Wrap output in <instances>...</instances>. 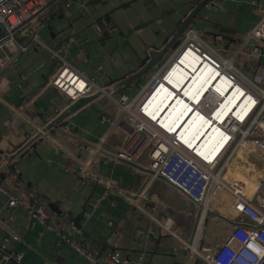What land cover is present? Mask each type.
<instances>
[{
	"label": "crops",
	"instance_id": "0c3cea01",
	"mask_svg": "<svg viewBox=\"0 0 264 264\" xmlns=\"http://www.w3.org/2000/svg\"><path fill=\"white\" fill-rule=\"evenodd\" d=\"M88 1L50 0L41 26L19 40L26 52L0 79V184L21 199L18 207L8 209L6 198L0 194V264H4V254L18 253L22 254L21 261L9 264H93L67 244L55 248L53 233L28 216L32 206L62 229L80 219V233L76 235L79 243L94 254L116 255L115 260L106 258L104 264L123 260L129 264H208L201 258L190 259L183 247L194 218L191 201L164 180L109 156H115L121 148L116 135L105 138L112 117L119 112L116 104L102 105L101 98L96 102L100 110L91 104L85 106L64 120L63 135L50 130L11 162L6 161L68 106L63 95L46 85L48 74L59 60L104 88L143 66L157 47L169 45L158 62L139 77L143 86L184 43L188 30L204 41L210 53L233 57L244 35L258 23L264 0H215L176 38L178 23L187 11V7H178L185 0H165L159 6L155 5L160 0L152 1L146 5L150 14L141 1L118 10L115 9L133 0H93L92 6L84 7ZM107 12H111L105 17L109 24L105 23L103 31H109L110 37L104 38L96 21ZM134 27L139 28L123 41L118 33L125 35ZM254 46L248 44L234 64L243 57L239 63L249 73L264 75V52L257 55ZM200 61L198 56L175 67L183 71L189 63ZM160 62L163 64L157 68ZM199 64L200 67L202 63ZM202 70L204 74L208 72L206 68ZM166 80L174 83L173 77ZM130 84L119 88L117 94L133 97L137 88L134 82ZM91 154H95V160L90 168L116 190L131 195L135 204L116 191L103 196L105 185L81 174L80 163ZM241 157L240 152L238 158ZM141 159L138 166L148 170L146 157ZM248 166L237 163L226 170L224 179H240L251 193L262 172ZM224 194L216 192L214 203L224 205L228 200ZM227 232V225L210 217L200 240L218 245ZM11 234H16L19 241H14ZM140 255L143 258L139 260Z\"/></svg>",
	"mask_w": 264,
	"mask_h": 264
},
{
	"label": "built area",
	"instance_id": "2783aa9c",
	"mask_svg": "<svg viewBox=\"0 0 264 264\" xmlns=\"http://www.w3.org/2000/svg\"><path fill=\"white\" fill-rule=\"evenodd\" d=\"M49 1L0 0V79L26 52L19 40L41 26L50 8ZM96 28L101 32L99 27ZM250 43L255 45L257 55L263 54L264 10L260 11L258 23L244 35L241 46L231 58L210 53L204 41L188 30L170 68L167 62L164 63L145 85L135 86L137 92L131 98L117 94L119 88L114 84L97 87L81 71L62 60L54 65L47 77L46 85L55 88L69 104L97 92L102 93L99 99L116 104L119 112L111 119L105 136L114 134L119 138L121 148L115 156L136 165L141 156L146 157L153 178L162 177L191 201L194 218L183 247L190 259L201 258L208 264H264V87L256 85H264V75L256 71V81H250L234 65L235 58ZM185 47L187 49L182 53ZM188 49L200 56L203 63L189 81L188 78L182 81V75L175 74V85H172L166 79H170L174 66ZM204 64L209 68L208 72L193 81ZM184 72L190 74L191 71L184 69ZM207 137L210 139L204 143ZM240 152L242 157L238 158ZM252 159L259 160L261 170L258 173H262L255 180L251 193L246 191V184L240 179L230 182L224 179V173L230 167L237 163L249 167L253 165ZM94 160L95 154H91L80 163L81 174L96 184L105 185L103 196L116 191L130 204L135 201L131 195L102 180L90 168ZM216 192L227 195V207L233 214L231 218L213 209L215 204L221 207L220 202L213 201ZM0 194L6 198L8 209L21 204L20 197L2 184ZM27 213L53 233L55 248L67 244L93 264H104L106 258L115 260L116 255L111 252L98 255L86 250L78 241L76 235L80 231L74 223L70 222L62 229L34 206ZM210 217L219 218L228 226L227 234L218 245L200 240ZM11 237L19 241L16 234ZM142 258L143 255L138 257L139 260ZM21 259V253L3 256L4 264L19 263ZM119 264L129 262L123 260Z\"/></svg>",
	"mask_w": 264,
	"mask_h": 264
},
{
	"label": "water",
	"instance_id": "95a60500",
	"mask_svg": "<svg viewBox=\"0 0 264 264\" xmlns=\"http://www.w3.org/2000/svg\"><path fill=\"white\" fill-rule=\"evenodd\" d=\"M141 1L143 4V8L145 9V11L147 13L150 14V10L146 7L147 3H151L152 1H158V0H133L131 2L125 3L120 5L118 8H116L115 10L118 9H124L127 7H131V4L134 2H139ZM165 0H160L158 2H156L155 6H159L161 3H163ZM215 0H185L181 6H179L178 8L181 9L183 7H187V11L184 15V18L178 23V29H177V34L174 35V37L176 38L178 36V34H180L181 32H183V30L195 19H199V15L200 13L208 8H211L213 6V2ZM72 2H76V0H73ZM93 0L88 1V3H86V5L84 4V7H87L89 5H93ZM175 10V9H174ZM172 12V11H171ZM135 15L137 16L138 13L135 11L134 12ZM111 14V12H107L103 17H101L100 19H98L96 21V26L99 27L102 31L104 30L105 27V23L109 24L108 22V18L105 17H109V15ZM105 18V19H104ZM94 23H92L93 25ZM143 25H141L142 27ZM139 27H134L133 29H130L126 32V34L124 35L123 33H118L119 36H123V41H125L128 36L130 34H132L133 32H135L136 30H138ZM114 32V31H113ZM104 38H108L110 37V33L109 31H103V35ZM173 36L171 37V40L174 38ZM169 47V45L167 46H159L157 47L154 51H152L149 56L148 59H145L143 62V66H141L139 69H136L134 72H132L131 74L122 77V78H118V79H114L112 81L111 84L115 85V88H121V87H125L127 85H129L130 83L134 82V86H138L139 84V77L142 76L149 68L153 67L159 60L160 57H162L167 48ZM106 92H108V90H106ZM102 93L97 92L89 97H84V98H80L77 101L71 103L70 105H68L64 110H62L60 113H58L52 120H50L48 123H46L43 127H41L26 143H24V145H22L19 149H17L6 161L11 162L18 154H20L22 151H24L27 147H29L31 144H33V142H35L37 139L41 138L43 135H47V133L50 130H55L56 132H58L59 134L63 135L64 132L61 130V126L64 122L65 119L71 117L73 114H75L77 111L81 110L82 108H84L85 106L91 104L93 106H95L96 108H98L100 110V106H98V104L96 103L99 98L101 97ZM108 102L104 100V102H102V105H107ZM113 118V117H112ZM110 157H112L113 159H117L121 162L126 163L127 165L141 170L145 173H149L150 175H152V171L144 169L134 163H131L129 161L120 159L116 156L113 155H109ZM6 164H4L2 166V170H4L6 168ZM158 179L160 180H164L162 177L157 176ZM84 214V212H83ZM212 216H216V217H220L219 215H217L216 213H210ZM76 225V227L78 229H80V219L78 221H75L74 223Z\"/></svg>",
	"mask_w": 264,
	"mask_h": 264
},
{
	"label": "rangeland",
	"instance_id": "374dc122",
	"mask_svg": "<svg viewBox=\"0 0 264 264\" xmlns=\"http://www.w3.org/2000/svg\"><path fill=\"white\" fill-rule=\"evenodd\" d=\"M185 37H186V34H185ZM183 45V44H182ZM182 45L180 46V47H178V48H176L175 49V51H174V53H173V55L170 57V59L167 61V64H171L172 62H173V60H174V57L176 56V54H178V52L181 50V47H182ZM176 46H174L173 47V49L175 48ZM190 53V52H189ZM191 54V53H190ZM192 55V54H191ZM192 57L193 58H195V55H192ZM243 59V57H241L239 60H238V62H236L234 65H235V67H236V69H238L240 72H242V73H244L245 75H247L248 76V78L250 79V81H256L255 80V76L253 75V74H251V73H249V71H248V69H246V68H244V67H242V64H240L239 62H240V60H242ZM193 60V59H192ZM181 62H182V59H180V64H181ZM199 63L200 62H192V63H189L188 65H186V68L189 66V68H187L188 70H190L191 72H190V74H188V73H185L184 72V70L183 71H179L178 69L176 70V69H174L175 70V72L173 71L171 74H170V76L171 77H173L175 74H180V75H182V81H184V80H186L187 78H189L187 81H189L190 80V78H192L193 77V75L196 73V71L198 70V68H199ZM161 64H163V62H160V64H159V66L157 67V68H159L160 66H161ZM176 66H178V65H176ZM198 66V67H197ZM197 67V69L194 71V69ZM194 71V73H192ZM205 74L203 73V70L201 69V70H199L198 71V73H197V75L195 76V78L193 79L194 81H196L197 79H200L202 76H204ZM200 76V77H199ZM169 79V78H168ZM168 82H169V80H168ZM170 83V82H169ZM130 85H132V84H129V85H127L126 87L128 88V86H130ZM172 85H175V82L174 83H172ZM256 85H258V86H262V87H264V85H261L260 83H256ZM122 92V91H121ZM141 160H143V156H141ZM252 161H253V165L255 166V171L256 172H259L261 169H259V166H260V163H259V160H257V159H252ZM227 202H226V205L225 206H222L221 205V207L219 206V205H217V204H215V205H213L212 207H213V209H215L218 213H221V214H223V215H225L226 217H229V218H231V216L233 215L231 212H230V210H229V208L227 207ZM192 210V209H191Z\"/></svg>",
	"mask_w": 264,
	"mask_h": 264
},
{
	"label": "bare ground",
	"instance_id": "6f19581e",
	"mask_svg": "<svg viewBox=\"0 0 264 264\" xmlns=\"http://www.w3.org/2000/svg\"><path fill=\"white\" fill-rule=\"evenodd\" d=\"M185 49H187V48L185 47V48L183 49L182 53L184 52ZM189 52H190L192 55H195V54H193V53L190 51V49H188L187 52H186V53L182 56V58H181V59H182V62H181L182 64H186L190 59H193L192 55H191ZM195 57H198V55H195ZM199 57H200V56H199ZM200 60H201V58H200ZM200 62L203 63V60H201ZM178 64H180V62L177 63V65H178ZM171 65H172V63L169 65V68H170ZM199 65H200V64H199ZM203 66H204L203 68H206L207 70L209 69V68L207 67L206 64H204ZM174 69L177 70V67L174 66L172 72H173V71L175 72ZM198 69H199V68H198ZM200 70H201V69H200ZM172 72H171V73H172ZM171 73H170V74H171ZM188 79H189V78H188ZM223 196L227 198V196H226L225 194H224ZM133 204H135V201H133Z\"/></svg>",
	"mask_w": 264,
	"mask_h": 264
}]
</instances>
